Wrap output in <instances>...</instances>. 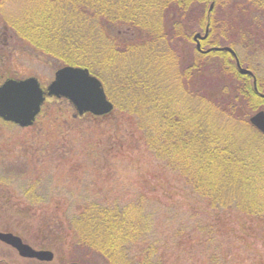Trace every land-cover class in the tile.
Wrapping results in <instances>:
<instances>
[{
	"label": "trees",
	"instance_id": "1",
	"mask_svg": "<svg viewBox=\"0 0 264 264\" xmlns=\"http://www.w3.org/2000/svg\"><path fill=\"white\" fill-rule=\"evenodd\" d=\"M37 1L40 10L27 14L20 28L12 27L16 37L32 42L62 65L85 67L95 75L113 109L100 116L84 114L99 119L116 112L129 118L150 152L149 161L158 162L169 192L179 191L181 200L180 211H172L168 237L172 252L179 251L174 263L160 251L154 233L161 222L158 215L170 211L162 205L169 203L147 201L144 194L124 202L88 201L77 207L62 202L58 218H49L50 223L41 220L43 230L51 234L36 235L40 247H64L74 258L95 256L102 264H217L223 210L234 209L246 222L264 225V134L249 120L264 110L260 95L264 93V0L29 3ZM222 7L227 13H217ZM167 8L173 19L164 29ZM195 8H200L196 29L208 31L200 47H230L252 75L240 74L229 52L203 53L194 45L191 57L185 59L170 45L175 33L183 35L182 24L196 14ZM117 26L122 45L112 34ZM185 37L193 41L191 35ZM3 124L13 125L0 118ZM8 166L12 161L0 145V188L9 184ZM41 184L36 179L18 190L21 207L5 204L8 195L0 200L12 208L17 220L31 219L47 201ZM52 225L56 233L51 232Z\"/></svg>",
	"mask_w": 264,
	"mask_h": 264
},
{
	"label": "rangeland",
	"instance_id": "2",
	"mask_svg": "<svg viewBox=\"0 0 264 264\" xmlns=\"http://www.w3.org/2000/svg\"><path fill=\"white\" fill-rule=\"evenodd\" d=\"M30 1L34 0H0V56L3 55L0 57V82L8 77L34 76L45 88L54 78L55 71L64 65L55 57L35 49L32 42L16 37L12 27L18 25L20 28V23L27 14L40 10L38 1L29 3ZM220 11L217 13H227L224 7ZM195 13L189 15V19L182 24L179 32L183 35L175 33L172 44L169 43L185 59L191 57L194 45L199 42L201 46V40L203 41L199 38L195 40V33L203 35L206 30L196 29L200 8H195ZM170 18L173 19V16L167 8L164 10V29ZM118 28L119 26L112 32L114 38H119ZM185 35H191L193 41H188ZM141 37L144 38L145 34ZM136 38H139V34ZM122 42L120 38L117 41L121 45ZM206 46L208 44L200 47L201 50H205ZM261 64L264 66L263 61ZM55 98L47 96L39 115L30 126L0 125V145L12 161V166H8L9 184H2L0 199L8 195L10 199L4 200L5 204L15 202L21 207L18 190L37 179L42 182L40 189L47 200L31 214V219L23 220H17L12 208L3 205L0 200V230L20 236L35 249L51 250L53 259L38 262L23 258L12 247L0 242V264H84L78 260H83L86 264V261L89 264H102L95 256H77L81 252H75L76 261L72 252H65L64 247L61 250L54 246L40 247L35 239L36 235L44 232L43 235L47 237L51 234L43 230L45 228L41 220L50 223L52 220L49 218H58L64 209L62 202H72L73 207H77L88 201L124 202L141 194L146 195L147 201L158 199L169 203L162 205L170 208V211L164 210L158 215L161 222L155 226L154 233L158 236L156 238L159 240L160 251L165 252L167 261L176 262L179 251L172 252L168 237L173 226L172 211L179 212L181 208L177 207L178 203L181 204L180 192H169L171 188L168 187L167 180H164L166 173L161 174L155 164L157 161H149L150 152L143 147L140 133L129 124V118L116 112L99 119L85 114L75 115V110L66 99ZM77 116L79 117L76 118ZM73 207L68 210H73ZM221 213L218 223L222 227L219 235L222 246L217 264H264V225L246 222L234 209L223 210ZM188 215L190 213L187 211ZM51 232H57L54 226Z\"/></svg>",
	"mask_w": 264,
	"mask_h": 264
},
{
	"label": "water",
	"instance_id": "3",
	"mask_svg": "<svg viewBox=\"0 0 264 264\" xmlns=\"http://www.w3.org/2000/svg\"><path fill=\"white\" fill-rule=\"evenodd\" d=\"M205 33H195L194 39H204ZM197 49L203 53L212 50L229 52L236 60L237 70L240 74L252 75L253 73L240 65L236 53L227 46L210 47L201 50L200 43H196ZM256 90V80L253 78ZM264 97V93H260ZM47 96L66 99L75 110V115L90 113L100 116L109 113L113 109L112 102L107 98L101 81L85 67L65 65L58 68L54 78L43 88L34 76L25 78H6L0 84V118L12 122L19 127H27L33 124L41 110V106ZM250 123L264 134V110H258L250 117ZM0 241L13 247L22 257L36 258L41 261H50L53 252L48 249H35L24 242L20 236L8 231L0 230ZM66 264H80L69 262Z\"/></svg>",
	"mask_w": 264,
	"mask_h": 264
},
{
	"label": "flooded vegetation",
	"instance_id": "4",
	"mask_svg": "<svg viewBox=\"0 0 264 264\" xmlns=\"http://www.w3.org/2000/svg\"><path fill=\"white\" fill-rule=\"evenodd\" d=\"M3 243V242H2ZM8 246V245H7ZM11 247V246H10ZM14 249V248H13ZM40 249V248H39ZM15 250V249H14ZM16 251V250H15ZM18 254V253H17ZM19 255V254H18ZM20 256V255H19ZM21 257V256H20ZM23 258H27V257H23ZM28 259H31V260H36L38 262H44V261H41V260H38L36 258H28ZM53 259V258H52Z\"/></svg>",
	"mask_w": 264,
	"mask_h": 264
}]
</instances>
